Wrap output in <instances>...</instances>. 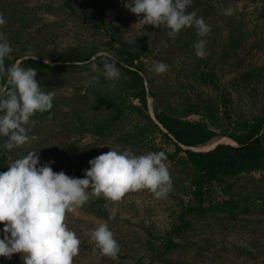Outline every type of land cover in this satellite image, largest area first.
I'll list each match as a JSON object with an SVG mask.
<instances>
[{
  "label": "rangeland",
  "instance_id": "rangeland-1",
  "mask_svg": "<svg viewBox=\"0 0 264 264\" xmlns=\"http://www.w3.org/2000/svg\"><path fill=\"white\" fill-rule=\"evenodd\" d=\"M63 1L0 0V13L6 20L0 31L6 34L13 49L6 59L49 60L48 64L54 66L69 47H95L98 48L95 57L105 54L118 60L106 51V34L90 28L76 15L82 11L97 19L102 13L104 20L115 29L117 38L131 45L144 46L145 57L141 61L145 86L163 100V106L169 103L181 110L185 98L193 102L197 100L196 94L202 95V99L214 95L193 80V72L203 61L207 70L216 73L220 87L229 91L232 119L241 115L248 120L261 113L264 106V0H219L218 3L196 0L199 6L194 11L211 26L210 34L200 37L195 27H186L174 41L168 37L166 27H142L137 23L138 17L123 6L125 0H67L74 6L75 14ZM210 5H214L213 9L206 13L205 7ZM228 7L237 10L231 16L222 14ZM200 39L206 41L202 58L196 56L192 47ZM156 61L167 64L168 71L159 75L152 71L151 66ZM89 77L90 74L86 77L85 73L66 72L60 76L57 86L44 89L55 93L50 110L52 119L30 125L28 143L8 151L3 147L4 137H0V157L4 152L7 154L6 171L12 162L30 151L38 152L39 166L52 161L51 165L68 167L71 162L80 164L81 157L85 160L83 155L87 153L90 159L86 162H89L101 151L120 150L117 138L121 131L131 130L134 115L121 122L119 131L111 136L94 137L78 131V118L102 119L101 112L106 113L95 109L92 96L80 90ZM148 104L152 107L150 96ZM187 119L198 121L200 117L191 115ZM149 142L150 147H135L131 151L136 155L174 151L173 145L164 142L158 134ZM165 163L172 179V191L166 198L157 199L148 189L130 191L119 201L103 197L108 220L88 215L82 207L67 213L66 223L81 241L79 255L73 264H135L138 260L145 264H264V172L242 175L232 181L229 189L215 188L210 212L201 218L190 217V229L176 238L183 246L157 257V248L151 246H158L160 238L175 223L179 199L189 200L183 194L188 184L185 170L175 162L166 160ZM89 168L85 165L81 175H66L84 178ZM229 199L239 204L234 215L215 208ZM101 223L109 226L120 245L118 260L102 256L98 251L93 255L95 244L87 233ZM3 227L0 224V239ZM0 264H23L21 254H13L11 259L0 257Z\"/></svg>",
  "mask_w": 264,
  "mask_h": 264
},
{
  "label": "clouds",
  "instance_id": "clouds-1",
  "mask_svg": "<svg viewBox=\"0 0 264 264\" xmlns=\"http://www.w3.org/2000/svg\"><path fill=\"white\" fill-rule=\"evenodd\" d=\"M191 4L192 0H125L123 6L138 17L137 23L142 27L169 29L167 35L174 41L186 27H195L200 37L211 32L202 16L187 11ZM236 10L228 7L222 14L231 16ZM5 23L0 13V26ZM205 46L204 39L194 42L197 57L204 56ZM12 51L6 34L0 31V137H6L3 147L8 151L29 142L30 125L36 123L32 117L38 112L50 113L55 97L54 92L42 89L36 79L38 69L24 68L19 61L5 67V58ZM168 67L156 61L151 70L159 75L167 72ZM91 71L99 75L86 78V88L98 85L100 76L112 82L121 78L117 62L110 57H103L99 64L91 62ZM48 118L52 119L51 113ZM37 153L28 152L12 162L6 172H0V224L4 225L0 257L11 259L13 254L20 253L23 264H73L81 241L68 227L67 213L82 207L92 197L103 195L119 201L130 191L148 189L155 198L164 199L172 191L163 151L136 155L130 148L110 149L89 160L90 168L85 170L84 178L54 172L52 161L39 166ZM87 235L95 244L93 255L98 251L118 260L120 245L106 223L89 229Z\"/></svg>",
  "mask_w": 264,
  "mask_h": 264
},
{
  "label": "trees",
  "instance_id": "trees-1",
  "mask_svg": "<svg viewBox=\"0 0 264 264\" xmlns=\"http://www.w3.org/2000/svg\"><path fill=\"white\" fill-rule=\"evenodd\" d=\"M214 1L218 3L219 0ZM197 3L196 0H192L187 11H194L195 7L199 6ZM63 4L72 14H75L74 6L69 1L64 0ZM213 6L205 7V12L212 10ZM76 15L90 28L106 34L108 37L105 42L106 51L118 57V60L105 54L95 57L98 53V48L95 47H69L61 53L54 66L35 58H13L12 60L5 58V67H10L19 61L24 68L30 66L38 69L36 79L44 90L50 86H57L60 76L66 72L87 73L90 77L99 75L91 71V62L99 64L103 57H110L117 62L121 72V78L118 81H107L100 76L98 85L91 88H86L84 84L81 86L80 90L92 96L94 108L106 113L101 112L102 119L78 118V131L94 137L111 136L119 131L121 122L130 115H134L131 118L133 121L131 130L121 131L117 138L120 145L119 151L126 148L132 150L135 147L148 148L149 140L155 134H158L164 142L173 145V153H164L167 160L181 165L185 170L188 184L183 194L189 200L179 199L180 209L175 223L171 225L169 232L160 238L158 246H151L157 248L156 255L161 258L183 246L176 241V238L190 229V217L201 218L210 212L213 208L211 195L215 188L229 189L232 181L242 175L264 172V106L259 115L252 116L248 120L241 115L232 119L229 91L220 87L216 73L211 69L207 70L206 63L203 61H201L202 66L200 64V67L193 72V80L199 86L214 92V95L206 94L208 98L202 99V95L196 94L197 100L193 102L185 98L181 110L170 106L169 103L163 106V100L145 86L141 61L142 57H145L144 46L140 43L131 45L117 38L115 29L104 20L102 13L97 19L84 15L82 11ZM187 87L190 88V85ZM149 96L152 98L153 118L148 106ZM191 115L199 116L200 120H188L187 118ZM48 117L49 112H38L32 119L46 121L49 120ZM217 137L230 138L235 145L218 144L207 152L185 149L203 146ZM88 147L84 150L87 151ZM5 153H2L0 157V172H6L7 154ZM102 153L104 151H101L99 155ZM180 154L183 156H179ZM83 156L85 160L81 157L80 164L71 162L68 167L64 164H55L51 167L54 172L63 171L65 174L81 175V169L85 165L90 166L89 162H86L90 159L89 153ZM103 203V195L92 197L82 208L88 215H94L100 220H108ZM215 208L234 215V210L239 208V204L229 199L217 204ZM148 235L153 237L150 232ZM135 264L145 263L138 260Z\"/></svg>",
  "mask_w": 264,
  "mask_h": 264
},
{
  "label": "bare ground",
  "instance_id": "bare-ground-1",
  "mask_svg": "<svg viewBox=\"0 0 264 264\" xmlns=\"http://www.w3.org/2000/svg\"><path fill=\"white\" fill-rule=\"evenodd\" d=\"M149 108L151 109L150 105H149ZM218 144H229V145H233V146L235 145V143L232 140H230V138L218 137V138L210 141L209 143H207L203 146L185 148V149H188V150L194 151V152H207V151L214 149Z\"/></svg>",
  "mask_w": 264,
  "mask_h": 264
},
{
  "label": "water",
  "instance_id": "water-1",
  "mask_svg": "<svg viewBox=\"0 0 264 264\" xmlns=\"http://www.w3.org/2000/svg\"><path fill=\"white\" fill-rule=\"evenodd\" d=\"M149 111H150L151 117L153 118V116H152V110H151V109H149Z\"/></svg>",
  "mask_w": 264,
  "mask_h": 264
}]
</instances>
